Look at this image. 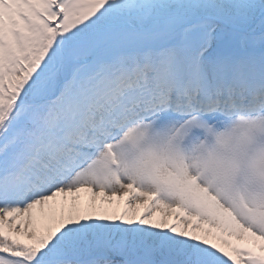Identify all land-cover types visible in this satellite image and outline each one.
Returning <instances> with one entry per match:
<instances>
[{"label": "snow or ice", "instance_id": "obj_1", "mask_svg": "<svg viewBox=\"0 0 264 264\" xmlns=\"http://www.w3.org/2000/svg\"><path fill=\"white\" fill-rule=\"evenodd\" d=\"M0 264H264V0H0Z\"/></svg>", "mask_w": 264, "mask_h": 264}, {"label": "rangeland", "instance_id": "obj_2", "mask_svg": "<svg viewBox=\"0 0 264 264\" xmlns=\"http://www.w3.org/2000/svg\"><path fill=\"white\" fill-rule=\"evenodd\" d=\"M81 197H82V202L83 203H87L89 200V194L88 193H81ZM121 210H123V208H121ZM140 211H143V206L140 207ZM164 215V213L162 212H158L157 213V217L160 218ZM174 221V216L170 219V222ZM233 243H237L235 240H233ZM258 250V249H257Z\"/></svg>", "mask_w": 264, "mask_h": 264}]
</instances>
